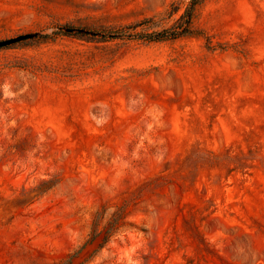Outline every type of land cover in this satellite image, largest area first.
Returning a JSON list of instances; mask_svg holds the SVG:
<instances>
[{
	"label": "rangeland",
	"instance_id": "obj_1",
	"mask_svg": "<svg viewBox=\"0 0 264 264\" xmlns=\"http://www.w3.org/2000/svg\"><path fill=\"white\" fill-rule=\"evenodd\" d=\"M23 35L0 264H264V0H0Z\"/></svg>",
	"mask_w": 264,
	"mask_h": 264
},
{
	"label": "water",
	"instance_id": "obj_2",
	"mask_svg": "<svg viewBox=\"0 0 264 264\" xmlns=\"http://www.w3.org/2000/svg\"><path fill=\"white\" fill-rule=\"evenodd\" d=\"M66 31L69 32V33H72V32H80V33H84V34L88 33L87 31H84V30L67 29ZM35 36L36 35H23V36H19L17 38H14V39H9V40H6V41H2V42H0V48H4V47L10 46V45L22 42L24 40L34 38Z\"/></svg>",
	"mask_w": 264,
	"mask_h": 264
},
{
	"label": "trees",
	"instance_id": "obj_3",
	"mask_svg": "<svg viewBox=\"0 0 264 264\" xmlns=\"http://www.w3.org/2000/svg\"><path fill=\"white\" fill-rule=\"evenodd\" d=\"M188 25L191 24V15L189 13V16H188V21H187ZM165 33H161L159 34L155 40H158V41H164V40H168V39H175V38H178L180 36H183V35H186L187 34V29L183 30L182 32H178V33H172L171 34V37H167V36H164Z\"/></svg>",
	"mask_w": 264,
	"mask_h": 264
}]
</instances>
